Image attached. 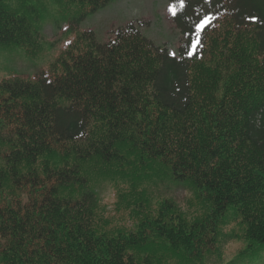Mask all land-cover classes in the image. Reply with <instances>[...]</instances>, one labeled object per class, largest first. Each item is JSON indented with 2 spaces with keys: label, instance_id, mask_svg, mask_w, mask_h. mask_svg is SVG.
<instances>
[{
  "label": "trees",
  "instance_id": "trees-1",
  "mask_svg": "<svg viewBox=\"0 0 264 264\" xmlns=\"http://www.w3.org/2000/svg\"><path fill=\"white\" fill-rule=\"evenodd\" d=\"M66 1L84 18L117 0ZM26 5L0 0V44L33 57ZM168 10L174 54L130 22L0 81V264H205L226 239L242 245L228 264L264 263V0ZM165 182L203 215L153 198Z\"/></svg>",
  "mask_w": 264,
  "mask_h": 264
},
{
  "label": "rangeland",
  "instance_id": "rangeland-1",
  "mask_svg": "<svg viewBox=\"0 0 264 264\" xmlns=\"http://www.w3.org/2000/svg\"><path fill=\"white\" fill-rule=\"evenodd\" d=\"M170 1L117 0L81 18L86 8L66 0H26L24 9L29 14L33 28L38 31L36 40L39 38L41 47L32 57L17 46L0 44V81L13 77L35 78L84 33L92 32L97 42L104 44L114 36L116 30L130 22L135 23L134 26L148 40L174 54L182 44L183 37L171 20L168 10ZM97 193L103 203L111 205L114 192L110 183L97 188ZM149 193L153 198L165 196L173 199L189 219L203 215L202 210L196 212L193 192L184 184L165 182L157 188L150 186ZM230 228L227 226L225 231ZM241 246L239 241L226 239L220 249L222 259L212 255L205 264H226Z\"/></svg>",
  "mask_w": 264,
  "mask_h": 264
}]
</instances>
